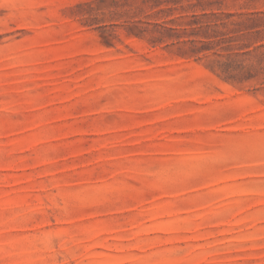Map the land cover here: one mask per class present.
<instances>
[{
  "label": "rangeland",
  "instance_id": "obj_1",
  "mask_svg": "<svg viewBox=\"0 0 264 264\" xmlns=\"http://www.w3.org/2000/svg\"><path fill=\"white\" fill-rule=\"evenodd\" d=\"M0 264H264V0H0Z\"/></svg>",
  "mask_w": 264,
  "mask_h": 264
},
{
  "label": "trees",
  "instance_id": "obj_2",
  "mask_svg": "<svg viewBox=\"0 0 264 264\" xmlns=\"http://www.w3.org/2000/svg\"><path fill=\"white\" fill-rule=\"evenodd\" d=\"M195 23H197V22H195ZM200 28H203L205 31H208V29L211 28V26L209 24H200Z\"/></svg>",
  "mask_w": 264,
  "mask_h": 264
}]
</instances>
